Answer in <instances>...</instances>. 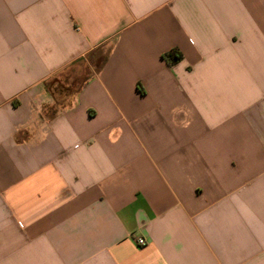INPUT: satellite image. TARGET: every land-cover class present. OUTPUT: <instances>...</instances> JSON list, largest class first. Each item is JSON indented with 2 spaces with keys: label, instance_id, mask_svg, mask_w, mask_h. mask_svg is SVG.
<instances>
[{
  "label": "crops",
  "instance_id": "crops-1",
  "mask_svg": "<svg viewBox=\"0 0 264 264\" xmlns=\"http://www.w3.org/2000/svg\"><path fill=\"white\" fill-rule=\"evenodd\" d=\"M0 264H264V0H0Z\"/></svg>",
  "mask_w": 264,
  "mask_h": 264
},
{
  "label": "rangeland",
  "instance_id": "rangeland-1",
  "mask_svg": "<svg viewBox=\"0 0 264 264\" xmlns=\"http://www.w3.org/2000/svg\"><path fill=\"white\" fill-rule=\"evenodd\" d=\"M80 65L78 64V66L77 65H73L71 68H69V69H67V70H65L63 73H61L60 75H58L57 77H55V78H53L52 80H50L49 81V83H57L58 84V82L60 83V84H62L61 82L62 81H68V82H70V81H72V82H74L73 80V78H75L76 77V75L75 74H79V71H80V67H79ZM78 77V76H77ZM82 77L83 76H81V77H78L77 78V81H80L81 79H82ZM57 81V82H56ZM74 84H75V82H74ZM52 85V84H51ZM76 85V84H75Z\"/></svg>",
  "mask_w": 264,
  "mask_h": 264
},
{
  "label": "trees",
  "instance_id": "trees-1",
  "mask_svg": "<svg viewBox=\"0 0 264 264\" xmlns=\"http://www.w3.org/2000/svg\"><path fill=\"white\" fill-rule=\"evenodd\" d=\"M162 58L168 65H172L180 59V55L175 50H170L162 55Z\"/></svg>",
  "mask_w": 264,
  "mask_h": 264
},
{
  "label": "built area",
  "instance_id": "built-area-1",
  "mask_svg": "<svg viewBox=\"0 0 264 264\" xmlns=\"http://www.w3.org/2000/svg\"><path fill=\"white\" fill-rule=\"evenodd\" d=\"M145 240L143 239V238H141V237H137V238H135V244L137 245V246H143V245H145Z\"/></svg>",
  "mask_w": 264,
  "mask_h": 264
}]
</instances>
